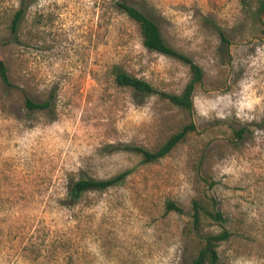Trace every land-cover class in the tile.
I'll list each match as a JSON object with an SVG mask.
<instances>
[{
  "label": "rangeland",
  "instance_id": "374dc122",
  "mask_svg": "<svg viewBox=\"0 0 264 264\" xmlns=\"http://www.w3.org/2000/svg\"><path fill=\"white\" fill-rule=\"evenodd\" d=\"M116 1L30 0L15 37L21 0H0V264H190L201 234L221 230L230 237L217 264H264L258 0H128L202 68L190 113L116 84L120 69L180 94L190 78L187 65L143 46ZM26 98L50 105L28 109ZM190 122L196 131L156 162L123 149L154 151ZM124 171L123 184L70 201L78 179ZM193 200L214 201L225 223L195 233Z\"/></svg>",
  "mask_w": 264,
  "mask_h": 264
},
{
  "label": "trees",
  "instance_id": "16d2710c",
  "mask_svg": "<svg viewBox=\"0 0 264 264\" xmlns=\"http://www.w3.org/2000/svg\"><path fill=\"white\" fill-rule=\"evenodd\" d=\"M30 0H21L20 8L14 12L10 21V29L16 33L19 28L22 17L25 13ZM115 8L126 14V16L134 21L140 30L143 46L149 51H154L168 57L175 58L188 66L190 78L186 83L183 91L180 94H168L165 92H158L147 81L130 75L126 71L116 70L114 80L118 86L131 89L137 94H158L161 98L168 100V102L177 107L178 109L190 113L193 109V95L197 86L201 85L204 79V72L202 68L194 62L189 56L177 51L171 47L163 38L160 28L150 14L139 7L131 4L128 0H117ZM257 11L263 16L261 18V29L264 32V0H258ZM222 42L227 40L222 33H220ZM0 81L4 85H9L8 72L4 62L0 59ZM50 105L49 101L42 103H34L30 99H25V106L28 109H45ZM196 131V126L190 122L183 126L179 131L171 134L156 150L149 151L142 147L123 146L126 151H133L142 157L144 163L156 162L161 158L167 156L171 151L182 141L185 140L187 135ZM243 129L235 131V135L241 137ZM129 172L124 171L113 177L107 179H93V178H80L75 181L68 191L70 201L77 202L78 199L88 191H105L109 188L123 184ZM215 202L205 204L196 200L191 204V226L195 233L200 235L201 227L204 221H213L223 225L226 221L221 211L216 209ZM167 210L175 211L179 214L183 213V209L176 206L172 202H167ZM202 244L197 250L195 256L192 258L190 264H217L219 245L230 237L227 230H221L217 233L201 234Z\"/></svg>",
  "mask_w": 264,
  "mask_h": 264
}]
</instances>
